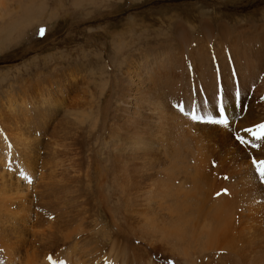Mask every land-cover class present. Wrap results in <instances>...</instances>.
Returning a JSON list of instances; mask_svg holds the SVG:
<instances>
[{"label": "rangeland", "instance_id": "1", "mask_svg": "<svg viewBox=\"0 0 264 264\" xmlns=\"http://www.w3.org/2000/svg\"><path fill=\"white\" fill-rule=\"evenodd\" d=\"M206 26L210 31L209 36H204L203 33ZM182 27L183 29L180 30ZM40 28L45 29L43 36L39 34ZM220 28L225 30L226 34H230V38L219 35ZM257 28L262 31L264 29V0H0L1 157L3 160H10L14 165H21L19 168L21 172L18 171L17 175L26 178L27 174L24 173L26 168L23 163L25 160L22 154L11 156V145H9L11 140L6 139L3 134L5 131L3 129L6 127L9 129V125L18 126V132L25 128L36 135L39 145L36 151L40 158L47 160L48 167L41 172L52 175L55 171L56 174L54 182L44 184L39 192H35L32 196L41 193L39 197L36 196L34 203L37 205L36 210L41 222L38 227L43 231L52 229L53 234L58 235L67 227L83 226L85 230L81 236H84L85 241H81L80 244L83 245L85 242L83 246L86 249L94 245L97 233L94 229L93 217L101 206L98 198L102 199V197L96 196L95 181L92 180L94 173L91 172L93 164L91 157L98 151L100 145L95 144L94 136L90 133L98 132L100 136L105 133L106 138L109 136L108 126L111 123L117 125L113 122L117 118L113 116L123 95V89H126L124 72L126 67H138L139 70L143 64L140 61L143 59L148 58L150 62L154 61L153 64L157 60L168 59L170 65H164V69L160 67L159 73L172 75L178 70L173 71L170 66L175 65L176 69L180 65L188 66L189 58L193 57L197 64L203 62V66H210V72L212 76L214 75L215 102L203 100L204 102L199 101L200 105H198L202 109L203 103L207 102L205 104H208L207 108L210 109L208 115L218 117L217 99H222L225 91L229 100L237 98L246 105L250 101H258L261 96L263 99H260L259 107H264V88L259 91L256 88L257 84L250 82L245 86V90L241 91L233 54L225 50L230 44L234 45V49H241V43L237 44V41L233 43L229 40L242 38L241 30L253 31ZM199 48H203L202 54H196L195 51ZM221 56L223 58L219 61ZM223 65L227 68L228 79L225 90L220 76ZM190 69L192 70V66ZM191 70L190 76L185 74L180 81L178 80L177 85L188 87L195 84L197 90L200 86L197 87L199 83L193 78ZM149 71L144 69V72ZM159 78L155 79L156 82ZM135 81L134 75L131 78V89H142L141 83ZM132 82H135V85ZM148 87L144 89L148 90ZM191 87L190 91L194 92V85ZM165 92L166 95L170 93V91ZM172 94L167 97L169 101ZM98 95L102 109L94 106L96 100L94 98ZM200 96H204V93ZM138 98H140L136 100L138 117L144 122V126L155 127L159 122L153 114L155 111L148 106L144 107L145 101H141L143 100L141 97ZM181 99L173 98L171 105L177 108V105L184 103ZM220 102L226 109L223 99ZM104 106L106 110H103ZM227 115L229 123L233 122L230 114ZM24 120H27V125ZM95 120L98 123L97 127L92 126ZM33 125L35 129L30 127ZM253 126L255 124L248 128ZM237 136L234 134V139L244 147L243 143H239L240 141L236 139ZM253 137L254 140L250 143L251 149L245 150L251 163L253 160L259 162L264 159L263 155L258 156L253 152V149L264 146V143L257 144L256 137ZM20 138H24V135ZM25 147L20 150L25 152ZM248 152H253L255 155ZM253 170L257 174L254 166ZM38 172H31L28 176L31 186H37ZM217 177L218 182L222 184V188L219 186L220 195L237 196L240 189L234 173L223 168ZM260 185L264 187L262 183ZM244 202H247L245 195H240L238 203L247 205ZM80 205H87L91 210L87 215L75 218L74 210ZM237 205L241 207L240 204ZM120 209L116 213L117 217H120L119 223L117 222L118 232L116 226L111 227L114 222L109 220L110 215L105 210L102 211L104 216L101 220L105 223L111 222L110 225L106 224V227L113 231H111L113 235L120 238L118 240L122 241L123 246H140V250L137 251L140 253L144 250V255H140L144 258H137V262L132 263L130 261V258H133L132 254L125 251L126 256L122 257L128 258V264H148L149 260L154 264H168V261H172L171 258L162 255L163 251L158 244L161 236L155 233V229L153 232L157 237L155 245L158 251L157 248L154 250L149 242L131 236L126 229L127 232L123 233L129 240L122 237V232L119 234L120 221L121 224L123 223L122 213L119 215ZM236 210L238 212L240 208ZM236 210L233 208L234 221L240 219ZM158 215L156 221L159 222L162 214ZM63 222L66 225H62ZM105 240V237L99 238L100 245L98 243L97 245L106 251L110 241ZM89 242L91 244L86 245ZM61 243L49 241L40 248L50 259L52 258L50 255L55 258L63 257V252L57 254L63 249ZM1 248L3 247L0 246V264H22L26 261L25 258L20 261L12 257L11 262L7 256H4L5 253ZM117 249L114 248L117 253L124 254ZM212 256L214 255L200 257L195 264L229 263L228 259L221 257L213 259ZM50 259L47 260L51 264Z\"/></svg>", "mask_w": 264, "mask_h": 264}, {"label": "bare ground", "instance_id": "2", "mask_svg": "<svg viewBox=\"0 0 264 264\" xmlns=\"http://www.w3.org/2000/svg\"><path fill=\"white\" fill-rule=\"evenodd\" d=\"M182 29L183 27L180 30ZM219 32L218 34L223 38L230 36L221 28ZM203 33L204 36H209L210 31L207 26ZM240 34H243L242 38H233L229 42L237 41V44L241 43L242 48L234 49V45L230 44L225 50L233 54L241 91L245 90V86L250 82L257 84L256 88L262 91L264 29L263 31L260 28L253 31L241 30ZM202 51L203 48H199L195 52L202 54ZM192 58H189L188 66L180 65L178 69L175 65L170 66L173 71L178 70L172 75L159 73L160 67L164 69V65H170L168 59L157 60L155 64L148 58L143 59L140 61L143 64L139 70L138 67H126L124 71L126 89H123L118 108H115V115H112L113 118L118 119L113 121L117 125L111 123L108 126L109 136L106 138L105 133L103 136L98 132L90 133L94 136L95 144L100 145L98 151L91 157L93 162L91 172L94 173L92 180L95 181L96 196L101 195L102 199L98 198L101 206L93 217L94 222L91 221L96 229L97 235H94L97 239L94 238L96 239L94 245L88 247L89 249L83 246L85 242L83 245L80 244L81 241H85L84 236H81L85 230L83 226L67 227L58 235L53 234L52 229L43 231L38 227L41 222L36 210L37 205L34 203L36 196L39 197L41 193L32 196L35 192L38 193L44 184L54 182L55 171L52 175L41 172L47 169L48 163L46 159L40 158L36 151L39 147L36 135L25 128L18 132V126L17 128L9 125V129L7 127L3 129L6 139L11 140L9 144L11 156L22 154L26 161H23L26 168L24 173L27 174L26 178L18 176L17 172L20 171L21 165L3 160L0 151V246L3 247L1 249L5 253L4 256H7L11 262L12 257L20 261L25 258L26 261L22 264H50L47 260L50 257L43 254L42 245L49 241H60L63 249L57 254L63 252L64 256L51 258V261L64 259L62 261L67 264H128V258L122 257L126 256L125 251H128L133 256L130 258L131 263L137 262V258H144L140 256L144 255V250L140 253L137 252L140 246H123L122 241L118 240L119 237L113 235V231L106 227V224L110 225L111 222L105 223L101 220L104 216L102 211L105 210L110 215L109 220L114 222L111 227L116 226L118 232L117 222L120 217H117L116 213L122 205L119 215L122 213L124 225L119 220V234L122 232V237L129 240L123 233L127 230L131 236L149 242L153 249L157 248L158 251L155 245L157 237L153 232L155 229V233L161 236L158 244L163 251L162 255L171 258L175 261L174 264H195L205 255H214L211 257L213 259L218 257L228 259V264H264V187L260 185L259 176L254 173L251 160L245 151L251 149L250 143L254 140L252 134L245 129L253 132L259 128L255 126L248 128L250 125L264 124V116L261 117L264 115V107H259V101L263 98L260 96L258 101H250L246 105L237 98L229 100L225 91L223 101L226 112L233 118V122H230L228 127L189 120L188 116L171 105L173 98H182L183 105L187 108L198 107L199 101L202 103L203 100H215L214 75L212 76L210 72V66H203V62L197 64ZM221 58L223 56L218 60L221 61ZM144 69L150 71L147 73ZM190 70L193 71L195 81L199 83L197 87L200 86L196 90L193 84L194 92L190 91L192 84L188 87L177 85L178 80L180 81L185 74L190 76ZM226 70L223 65L220 71L224 90L228 86ZM134 75L136 81L138 80L143 87L140 88L141 90L135 87L131 89V78ZM156 78H159L157 82ZM135 82L132 83L135 85ZM147 87L149 89L145 90L144 88ZM185 88L187 90H183ZM165 91H170L169 94L173 93L170 101L167 99L169 94L166 95ZM189 93L190 97H188ZM203 93L204 96H200ZM138 97L143 99L141 101H145L144 107L148 106L155 111L153 114L159 119L155 127L144 126V122L138 117V103H136L137 99L140 100ZM94 99H96L94 106L101 108L99 95ZM218 100L221 98L217 99V102ZM205 103L202 109L199 108L202 110L201 114L208 115L210 109ZM220 106H223L222 102H219L218 108ZM105 107L103 110H106ZM261 110L263 112L260 113ZM114 112L112 111V114ZM24 122L27 125V120ZM96 122L97 120L92 122V126L97 127ZM30 127L35 129V125ZM41 127H44L43 124ZM234 134L244 138L246 141L243 143L244 147L237 143ZM23 135L24 138H20ZM255 140L257 144L264 143V137ZM23 147L25 152L22 151ZM253 152L258 156H264V146H258ZM253 152L248 153L255 155ZM223 168L236 175L240 189L237 196L220 195L219 186L222 188V184L218 182L217 174L220 175ZM37 171H39V182L37 186H31L28 176L31 172L37 173ZM240 195H245L247 205L238 203ZM233 208L235 210L240 208L238 212L236 210L240 215H238L239 220L234 221ZM90 210L87 205H80L74 210V216L75 218L85 216ZM159 213L162 215L158 222L156 215L159 216ZM61 224L66 225L65 222ZM102 237L110 241L106 251L97 245L99 238ZM90 244V242L86 243V245ZM116 247L124 254L117 253L114 250ZM147 263L154 264L150 260Z\"/></svg>", "mask_w": 264, "mask_h": 264}, {"label": "snow or ice", "instance_id": "3", "mask_svg": "<svg viewBox=\"0 0 264 264\" xmlns=\"http://www.w3.org/2000/svg\"><path fill=\"white\" fill-rule=\"evenodd\" d=\"M44 32H45L44 28L39 29V34L41 36L44 35ZM177 108L182 114L188 116L193 122L210 123V124H215V125H222L224 127H228L229 125V121L225 115V109L223 108V106H220L217 109L219 113V118H216L212 115H207V114L201 115L200 114L201 110L199 107L190 108L186 110L183 104H179L177 105ZM258 128L260 129L259 135L252 132L250 129H245V131L250 132L253 136L256 137V139H261L262 137H264V124L258 125ZM236 139L239 140L240 143H246L243 137L237 136ZM252 164L255 168L257 175L260 177L261 182L264 183V160H261L259 162H257L256 160H253ZM61 264H63V262H61ZM168 264H172V261H168Z\"/></svg>", "mask_w": 264, "mask_h": 264}]
</instances>
